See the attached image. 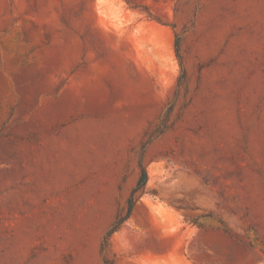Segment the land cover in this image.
Here are the masks:
<instances>
[{"label": "rangeland", "instance_id": "obj_1", "mask_svg": "<svg viewBox=\"0 0 264 264\" xmlns=\"http://www.w3.org/2000/svg\"><path fill=\"white\" fill-rule=\"evenodd\" d=\"M0 264H264V0H0Z\"/></svg>", "mask_w": 264, "mask_h": 264}, {"label": "trees", "instance_id": "obj_2", "mask_svg": "<svg viewBox=\"0 0 264 264\" xmlns=\"http://www.w3.org/2000/svg\"><path fill=\"white\" fill-rule=\"evenodd\" d=\"M147 178H148L147 172L144 170V171H143L142 179H141V181H140V183H139V188H138V190H140V189L142 190V189L145 187V185H146V183H147ZM134 204H135V199L132 198V199L130 200L129 213L132 211ZM127 218H128V216H127L125 219H123V221H125Z\"/></svg>", "mask_w": 264, "mask_h": 264}]
</instances>
